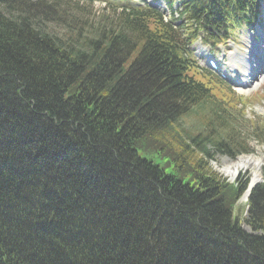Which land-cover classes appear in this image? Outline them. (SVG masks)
Returning a JSON list of instances; mask_svg holds the SVG:
<instances>
[{
  "label": "trees",
  "instance_id": "16d2710c",
  "mask_svg": "<svg viewBox=\"0 0 264 264\" xmlns=\"http://www.w3.org/2000/svg\"><path fill=\"white\" fill-rule=\"evenodd\" d=\"M93 1L0 0V264H264V182L240 219L247 180L210 165L249 149L235 93L158 10ZM183 1L211 23L255 3Z\"/></svg>",
  "mask_w": 264,
  "mask_h": 264
},
{
  "label": "rangeland",
  "instance_id": "374dc122",
  "mask_svg": "<svg viewBox=\"0 0 264 264\" xmlns=\"http://www.w3.org/2000/svg\"><path fill=\"white\" fill-rule=\"evenodd\" d=\"M97 6H98V4L95 6L94 5L89 6V8H90L89 10L92 11V13H95V17H97V14L99 13V9L97 8ZM98 17L96 18V20L98 19ZM92 19L95 20L94 18H92ZM93 20H91V21H93ZM263 26H264V20H262L260 23L256 24L254 29H257L258 27H263ZM248 32H251V30L245 31V33H248ZM241 40L247 41L248 39H245L243 37ZM191 49L194 52V46H192ZM256 61L259 62L257 58H256ZM240 79H242V78H240ZM239 81H241V80H238V81H236L235 84H233V87H234V89L237 90L236 92L238 94H247L249 96L253 95V94L256 95V96L253 95L249 98H245L246 106H245V104L242 105V103L239 102L238 96H237L235 99L238 101V103L236 101V106L234 107V110L236 113L239 114L240 118L244 119V123H243V124H245V126H243L245 129L244 132H245L246 136H248V141L250 142V146L252 148V150L250 152L246 153L245 155L252 154V155L262 157V161L260 162V164L262 165L261 166L262 178H260L258 181V183L261 184L262 181H264V139L260 140L259 138H257V134L259 133L258 128L264 126V80L261 83L257 84L255 87L249 88V89H244L240 86H237V83ZM243 106H245L244 111H241V109H243ZM245 111H248L251 114H248V113L246 114ZM250 116L253 117L254 119H256L255 125H251L250 121L247 120V117L250 118ZM183 124H184L183 126L186 129L198 130V132H205L204 126L202 124H200L198 122V120L193 116L187 118L186 121L183 122ZM251 126H254V127L252 128ZM228 156L229 155H227V154L221 155L217 151L216 155H215V157L217 158V163L214 164L213 163L214 161H211L212 167L216 171L219 170L221 172V173L220 172L219 173L222 176L226 177L228 180H231V181L242 180V181H244V180L248 179L249 182L251 180V183H254V182H252L253 171L251 168H241L239 170V172L235 174L234 177H231L230 175H228V173H226L222 170L223 164H222L221 160L223 161L224 158H226ZM151 158L155 163H157L160 166H162L163 168L167 169L168 161H169L167 158L156 155V154L152 155ZM230 159L236 160L237 157H235V158L230 157ZM232 178H234V179H232ZM245 210H246V199L243 198V195H242L241 198L239 199L238 204L234 208V216L239 217L240 219L243 218L245 216ZM242 225L244 226V228L251 231V227L248 224H246L245 221H242Z\"/></svg>",
  "mask_w": 264,
  "mask_h": 264
},
{
  "label": "bare ground",
  "instance_id": "6f19581e",
  "mask_svg": "<svg viewBox=\"0 0 264 264\" xmlns=\"http://www.w3.org/2000/svg\"><path fill=\"white\" fill-rule=\"evenodd\" d=\"M261 35L264 36V32H262ZM251 58L253 59V56ZM256 58L260 63L256 61ZM263 61H264V52L254 53V60L251 61L253 62L252 64L262 65ZM261 65L257 69H259ZM252 66L254 67V65ZM257 75H259V78L257 79L255 77L254 81H249V80L243 81L242 82L243 87L252 88L256 86L257 83L259 84L261 81L264 80V75H262L261 73H258ZM261 161H262V157L256 155H242L238 157L236 160L224 161L222 170L228 173V175H230L231 177H234L235 174L238 173L241 168H251L253 171L252 182H256L261 177V164H260Z\"/></svg>",
  "mask_w": 264,
  "mask_h": 264
}]
</instances>
